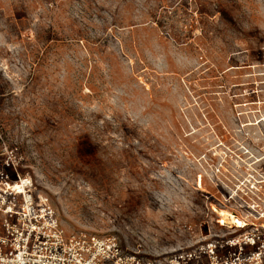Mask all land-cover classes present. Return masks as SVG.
Segmentation results:
<instances>
[{
	"label": "rangeland",
	"instance_id": "obj_1",
	"mask_svg": "<svg viewBox=\"0 0 264 264\" xmlns=\"http://www.w3.org/2000/svg\"><path fill=\"white\" fill-rule=\"evenodd\" d=\"M6 175L143 257L227 233L264 193V0H0Z\"/></svg>",
	"mask_w": 264,
	"mask_h": 264
},
{
	"label": "built area",
	"instance_id": "obj_2",
	"mask_svg": "<svg viewBox=\"0 0 264 264\" xmlns=\"http://www.w3.org/2000/svg\"><path fill=\"white\" fill-rule=\"evenodd\" d=\"M5 180L2 194L9 198L0 194V264H264V193L242 215L230 214L236 223L220 214L218 223L227 233L150 258L129 251L116 237L68 235L48 201L32 193L30 182L25 195L7 189V175Z\"/></svg>",
	"mask_w": 264,
	"mask_h": 264
},
{
	"label": "bare ground",
	"instance_id": "obj_3",
	"mask_svg": "<svg viewBox=\"0 0 264 264\" xmlns=\"http://www.w3.org/2000/svg\"><path fill=\"white\" fill-rule=\"evenodd\" d=\"M28 183H29L28 180H24V179L20 178V181H17L16 183H13V184H6V186H7V189L14 191L17 194L25 193V195H26V192H27L26 189L28 187ZM221 215H222L223 219H225V220L226 219L228 220V218L231 216L229 213H226V212H222ZM231 219L233 220V223H236L235 219L232 218V216H231Z\"/></svg>",
	"mask_w": 264,
	"mask_h": 264
}]
</instances>
